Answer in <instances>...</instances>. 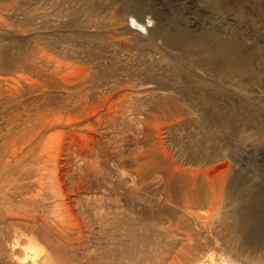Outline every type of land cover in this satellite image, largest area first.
I'll list each match as a JSON object with an SVG mask.
<instances>
[{
    "label": "rangeland",
    "instance_id": "obj_1",
    "mask_svg": "<svg viewBox=\"0 0 264 264\" xmlns=\"http://www.w3.org/2000/svg\"><path fill=\"white\" fill-rule=\"evenodd\" d=\"M202 263L264 264V0H0V264Z\"/></svg>",
    "mask_w": 264,
    "mask_h": 264
},
{
    "label": "bare ground",
    "instance_id": "obj_2",
    "mask_svg": "<svg viewBox=\"0 0 264 264\" xmlns=\"http://www.w3.org/2000/svg\"><path fill=\"white\" fill-rule=\"evenodd\" d=\"M55 160V162H54V164L52 165V170H51V172H53V169H54V181L56 182V184L58 185V188L60 189V191H62L63 190V187H64V185H63V181H62V177H63V173H64V168H63V166L61 165V162L59 161V159L58 158H56V159H54ZM54 166H55V168H54ZM195 181V180H194ZM220 185V184H219ZM258 186H259V184H258ZM200 187V186H199ZM212 187V186H211ZM224 188V187H223ZM57 189V188H56ZM203 189V188H202ZM246 190V189H245ZM244 190V191H245ZM212 191V190H211ZM217 191V190H216ZM247 191V190H246ZM261 191H262V189H261ZM196 192V191H195ZM246 195V194H245ZM252 195V194H251ZM263 195V194H262ZM260 196V195H259ZM64 197V196H63ZM253 197V196H252ZM63 200V199H62ZM252 200V199H251ZM222 201H224V200H222ZM227 201V200H226ZM245 201H246V199H245ZM199 202V201H198ZM244 202V201H243ZM226 203V202H225ZM245 203V202H244ZM257 203V202H256ZM249 204H251V203H249ZM198 205V204H197ZM244 205H246V204H244ZM215 206V205H214ZM249 206V205H248ZM246 207V206H245ZM259 207V206H258ZM221 208V207H220ZM242 208V207H241ZM246 209V208H245ZM238 215V214H237ZM240 216V215H239ZM196 217V216H195ZM242 217V216H241ZM245 217V216H244ZM250 217V216H249ZM243 220V219H242ZM252 220V219H251ZM250 222V221H249ZM253 232V231H252ZM259 234V233H258ZM249 237V236H248ZM254 237V236H253ZM251 239V238H250ZM211 258V257H210ZM202 264H208V263H202ZM211 264V263H210Z\"/></svg>",
    "mask_w": 264,
    "mask_h": 264
}]
</instances>
